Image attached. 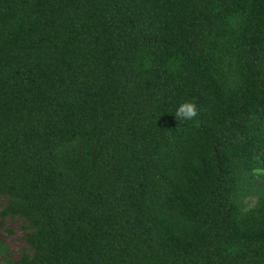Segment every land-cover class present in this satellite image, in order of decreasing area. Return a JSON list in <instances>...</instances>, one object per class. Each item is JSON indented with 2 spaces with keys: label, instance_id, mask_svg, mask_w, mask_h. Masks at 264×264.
I'll return each instance as SVG.
<instances>
[{
  "label": "trees",
  "instance_id": "trees-1",
  "mask_svg": "<svg viewBox=\"0 0 264 264\" xmlns=\"http://www.w3.org/2000/svg\"><path fill=\"white\" fill-rule=\"evenodd\" d=\"M15 217L4 264H264V0H0Z\"/></svg>",
  "mask_w": 264,
  "mask_h": 264
},
{
  "label": "rangeland",
  "instance_id": "rangeland-1",
  "mask_svg": "<svg viewBox=\"0 0 264 264\" xmlns=\"http://www.w3.org/2000/svg\"><path fill=\"white\" fill-rule=\"evenodd\" d=\"M21 224L22 220L18 217L6 218L3 224L0 218V239L9 246L8 255L12 257H18L25 246ZM0 264H4L1 255Z\"/></svg>",
  "mask_w": 264,
  "mask_h": 264
},
{
  "label": "clouds",
  "instance_id": "clouds-1",
  "mask_svg": "<svg viewBox=\"0 0 264 264\" xmlns=\"http://www.w3.org/2000/svg\"><path fill=\"white\" fill-rule=\"evenodd\" d=\"M196 115V106L192 102H183L176 108L175 116L184 120H190Z\"/></svg>",
  "mask_w": 264,
  "mask_h": 264
}]
</instances>
